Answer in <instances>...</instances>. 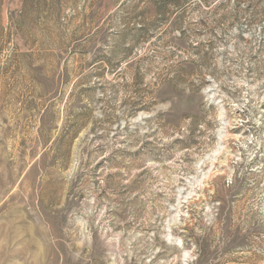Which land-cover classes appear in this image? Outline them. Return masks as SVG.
I'll list each match as a JSON object with an SVG mask.
<instances>
[{"label":"rangeland","instance_id":"rangeland-1","mask_svg":"<svg viewBox=\"0 0 264 264\" xmlns=\"http://www.w3.org/2000/svg\"><path fill=\"white\" fill-rule=\"evenodd\" d=\"M0 264H264V0H0Z\"/></svg>","mask_w":264,"mask_h":264}]
</instances>
